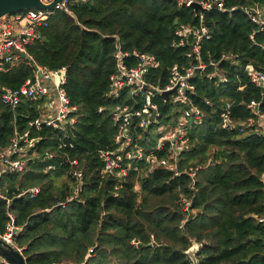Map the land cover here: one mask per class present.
I'll return each instance as SVG.
<instances>
[{
  "label": "trees",
  "instance_id": "trees-1",
  "mask_svg": "<svg viewBox=\"0 0 264 264\" xmlns=\"http://www.w3.org/2000/svg\"><path fill=\"white\" fill-rule=\"evenodd\" d=\"M221 2L225 11L196 13L179 0L75 1L69 13L56 11L38 30L40 38L27 45L30 60L0 71L1 87L19 89L34 80L33 63L65 68L63 88L76 108L67 133L38 130L31 123L44 99H23L13 109L0 92V148L27 132L38 140L26 170L0 178V235L13 215L20 229L14 245L27 264H193L186 254L193 243L200 246L198 264H264V135L250 106L259 103L264 114V95L246 73L248 65L264 71V27L246 13L264 10V0ZM182 26L209 31L199 55L192 36L179 45ZM118 47L156 57L158 66L146 78L154 88L165 89L173 67L194 69L191 99L204 117L185 126L178 177L164 169L150 172L147 162L167 156L169 145L155 148L158 130L176 127L186 108L160 94L152 98L159 117L133 135L144 159L125 160L124 176L105 171L100 153L116 149L112 110L146 104L145 95L132 98L129 89L110 96ZM211 63L222 77L213 76ZM228 106L235 127L223 129ZM48 154L54 157L45 160ZM72 161L83 172V186L79 199L67 202L77 185ZM33 188L40 190L34 197L26 193Z\"/></svg>",
  "mask_w": 264,
  "mask_h": 264
},
{
  "label": "built area",
  "instance_id": "built-area-1",
  "mask_svg": "<svg viewBox=\"0 0 264 264\" xmlns=\"http://www.w3.org/2000/svg\"><path fill=\"white\" fill-rule=\"evenodd\" d=\"M42 1L45 4H51L54 0ZM75 1L87 0H62L60 4L56 5L54 11L28 10L0 19V71L5 70L6 65L15 64L21 60H30L31 57L27 53V45L40 38L38 30L48 26L50 17L56 11L69 13L70 5ZM193 1L196 0H179V3L180 5L185 4L189 7ZM201 4L206 10L215 8L213 7L215 4L219 10L225 11L221 0H215L213 4ZM246 13L254 23L264 27V10L257 8L255 12L246 10ZM176 35L181 38L179 45H183L192 36L194 52L197 55H199L201 42L210 37L209 31L204 27L193 29L182 26L178 29ZM173 46L176 45L174 44ZM114 57L116 72L110 79V96L119 98L124 89H129V96L132 98L145 95L146 104L139 110H134L128 106H117L112 110V121L117 129V135L115 137L116 149L100 153V158L105 163V171L110 174L117 173L118 176H124L127 174V168H124L123 165L125 160L131 162L144 159V151L136 143L133 135L138 129L147 130L152 121L156 117H159L158 107L152 103V98L156 94L163 96L164 93L168 92L170 93L169 100H172L174 103H180L186 108L176 127L173 128L169 125L167 127H170V129L164 126L158 130L162 136L159 138L155 148L161 151L165 146L169 145L167 156L161 158L150 156L147 158V162L150 172L156 169H164L172 173L175 177L180 176L182 174L179 170L180 156L187 149L185 126L190 119L196 123H200L204 117L203 112L193 105L191 99V95L195 91L194 86L190 83V79L194 75V69L183 73L178 67H173L168 85L165 89H159L150 86L146 81L147 76L158 66V61L155 56L139 54L137 52L130 55L123 53L121 48L118 47ZM126 58H134L136 64L130 66V62L126 61ZM224 58L229 59V57ZM32 65L35 71L33 81L28 80L19 89H8L0 86L3 104L15 109L21 104L23 99L29 101L44 99V104L39 107L40 116L31 123L32 126L38 130L43 127H52L63 133H67L68 128L76 122V119L71 116L76 111V108L71 106L70 100L63 88L66 81V69L51 71L48 68H43L34 63ZM211 65L215 68L216 64L211 63ZM200 68L203 69L204 66H200ZM246 73L251 82L256 87L262 89L264 95V71L257 70L253 66L248 65L246 67ZM213 76L222 77L216 68ZM250 106L253 113L260 120L258 131L264 135V114L261 112L260 104L251 102ZM229 108L228 106L227 111L221 116V127L223 129L235 127V121L231 117ZM99 112L102 113L103 109H99ZM36 142L38 140L30 139L29 133L27 132L23 135L15 136L8 147L4 149L0 148V178L7 174L24 172L34 159L35 153L31 151ZM53 157V154H48L45 160ZM71 165L73 166L71 175L77 182V185L74 188L73 194L67 199V202L79 199L84 177L83 172L76 167L78 166L77 161H72ZM49 169L47 168V170ZM190 176L194 179L195 173L191 172ZM39 192V188H33L26 193L34 197ZM183 202L186 205V209H188L191 203L186 200ZM260 222L264 224V217L260 219ZM19 230L15 225L14 216L9 215L6 233L0 235V238L14 245V238ZM0 264L8 263L0 257Z\"/></svg>",
  "mask_w": 264,
  "mask_h": 264
},
{
  "label": "water",
  "instance_id": "water-1",
  "mask_svg": "<svg viewBox=\"0 0 264 264\" xmlns=\"http://www.w3.org/2000/svg\"><path fill=\"white\" fill-rule=\"evenodd\" d=\"M62 0H54L51 4H45L42 0H0V19L21 13L28 10H49L54 11L57 4ZM196 13L205 12L206 9L199 2L193 1L190 5ZM213 7H216L214 4ZM37 69V67H35ZM163 97L166 100L170 99V93H164ZM200 246L193 243L192 247L186 252L193 264H198L197 254ZM0 257L6 260L8 264H27L23 253L18 247L7 243L0 238Z\"/></svg>",
  "mask_w": 264,
  "mask_h": 264
},
{
  "label": "rangeland",
  "instance_id": "rangeland-1",
  "mask_svg": "<svg viewBox=\"0 0 264 264\" xmlns=\"http://www.w3.org/2000/svg\"><path fill=\"white\" fill-rule=\"evenodd\" d=\"M167 127V126H166ZM168 129H170V127H167ZM163 132H165V130H163Z\"/></svg>",
  "mask_w": 264,
  "mask_h": 264
},
{
  "label": "crops",
  "instance_id": "crops-1",
  "mask_svg": "<svg viewBox=\"0 0 264 264\" xmlns=\"http://www.w3.org/2000/svg\"><path fill=\"white\" fill-rule=\"evenodd\" d=\"M48 100V99H47Z\"/></svg>",
  "mask_w": 264,
  "mask_h": 264
}]
</instances>
